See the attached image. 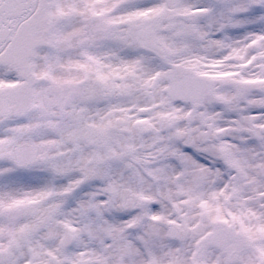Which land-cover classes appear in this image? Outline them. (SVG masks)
<instances>
[{
	"label": "snow or ice",
	"instance_id": "snow-or-ice-1",
	"mask_svg": "<svg viewBox=\"0 0 264 264\" xmlns=\"http://www.w3.org/2000/svg\"><path fill=\"white\" fill-rule=\"evenodd\" d=\"M0 264H264V0H0Z\"/></svg>",
	"mask_w": 264,
	"mask_h": 264
}]
</instances>
